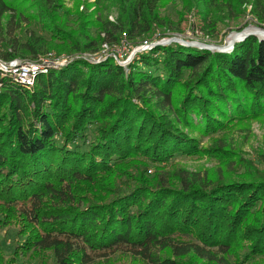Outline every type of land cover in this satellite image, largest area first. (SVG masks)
Returning a JSON list of instances; mask_svg holds the SVG:
<instances>
[{
  "label": "trees",
  "instance_id": "obj_1",
  "mask_svg": "<svg viewBox=\"0 0 264 264\" xmlns=\"http://www.w3.org/2000/svg\"><path fill=\"white\" fill-rule=\"evenodd\" d=\"M21 1L0 0V29L4 19L12 32L34 23L48 39L9 40L7 60L144 38L166 26L159 10L174 0H95L96 11L116 8L114 21L67 9L70 0H32L31 12ZM183 1L204 22L243 3ZM137 57L126 70L110 59L72 61L37 75L30 90L0 80V230L16 227L17 249L49 257L38 264H109L114 254L143 264L264 260V180L226 183L170 163L230 162L221 141L201 148L192 134L264 117V39L248 36L229 53L174 43Z\"/></svg>",
  "mask_w": 264,
  "mask_h": 264
},
{
  "label": "rangeland",
  "instance_id": "obj_2",
  "mask_svg": "<svg viewBox=\"0 0 264 264\" xmlns=\"http://www.w3.org/2000/svg\"><path fill=\"white\" fill-rule=\"evenodd\" d=\"M25 1L26 0L20 2V9L25 12H31L29 11L30 8L28 5L32 0H29L26 5ZM242 1L243 3L238 6L237 11L231 10L227 12L226 10H217L211 12L206 18V22L202 19L201 8L195 6L194 2L184 3L183 0H174L173 2L165 1L159 10V15L168 21L166 26L161 28L155 27L149 36L140 39L130 40L124 35L119 36V40L115 44L121 45V43L125 41L124 44H127L126 50H128L124 53V56L118 60V65L126 70L134 59L136 60L138 58L137 56L144 53L146 54L150 49L160 46L165 40L172 38L192 44L199 43L208 47L223 48L228 46L229 42L232 41L237 34L245 35L248 33L264 32V7H262L264 0ZM255 1H257L256 8L253 6ZM76 4H78V10L85 15L89 13L94 14L97 9L95 0H70L65 2V7L71 9L76 7ZM100 13L107 16L109 21H114L117 16V11L114 7H109V10L96 11V15ZM94 17L95 15L93 18ZM261 18L263 20H261ZM4 20L0 29V61H42L48 57V54L52 53L55 57L75 58L73 61L82 60L92 65L99 64L87 62V60H83V58L86 59L88 55H95L98 53L101 45L96 52H72L58 55L51 50L46 53H41L35 58L27 56L17 57L11 60L4 59L2 55L5 52L11 51L10 47L7 45L8 41L11 39H15L19 43L26 42L30 35L48 39L40 27L34 23L27 25L26 22H22L17 25V30L12 32L10 28L15 26L14 22L6 26ZM7 32L12 33L10 39H8V35L6 36ZM239 41L240 40H237L235 43ZM135 50H137V52L133 53ZM107 59L117 64L115 59ZM104 61L106 60L101 62ZM148 72H151V70H148ZM187 75L188 73L185 72L182 81L187 78ZM230 129L231 130L226 132H218L206 136L192 134L193 137L198 139L201 148L210 147L213 145L212 143H214V141L218 140L225 145L227 151L234 153L233 155L224 154L227 155L226 158L230 161L226 166H223L216 159L206 156L203 158H190L176 155L170 160V163L173 167L183 168L190 173L199 174L203 178L207 176L209 178L222 180L226 183L230 181H241V179H245L244 177L246 175H249L253 180H264V117L259 120L237 124ZM80 144L81 142H76L72 147L81 146ZM238 166L240 168H238ZM168 168L172 169L171 166H168ZM152 171L153 169L150 168L148 173ZM23 239L24 237L18 235L17 228L14 226L3 227L0 230V264H38L49 258L46 256L41 257L40 255H38V257L35 253L17 249V244H20ZM242 253L239 255L240 262L243 260L244 256ZM109 260V264H143L129 256H121L119 254L112 255ZM254 261H257V264H264V260H260L259 257L251 261H245L242 264H252Z\"/></svg>",
  "mask_w": 264,
  "mask_h": 264
},
{
  "label": "built area",
  "instance_id": "obj_3",
  "mask_svg": "<svg viewBox=\"0 0 264 264\" xmlns=\"http://www.w3.org/2000/svg\"><path fill=\"white\" fill-rule=\"evenodd\" d=\"M124 42L125 41H123L121 45L103 43L98 53L95 55H88V57L86 59L83 58V60H87V62L90 63H100L107 58H113L118 64V60H120L128 50H126L127 44H124ZM47 56L48 57L42 61H0V80L10 79L12 82L30 90L34 85L37 75L47 74L52 70H59L75 60V58L55 57L52 53Z\"/></svg>",
  "mask_w": 264,
  "mask_h": 264
},
{
  "label": "water",
  "instance_id": "obj_4",
  "mask_svg": "<svg viewBox=\"0 0 264 264\" xmlns=\"http://www.w3.org/2000/svg\"><path fill=\"white\" fill-rule=\"evenodd\" d=\"M251 35H258L260 38L264 39V32H256V33H248V34H245V35H241V34H237L234 39L232 41L229 42L228 46L226 47H223V48H220V47H208V46H205L203 44H199V43H187V42H183L181 40H177V39H168V40H165L161 45H169L171 43H178V44H181L182 46H186V47H190V46H194L198 49H206V50H210V51H217V52H221V53H229L232 51L233 47H234V43L235 41L237 40H240L242 41L243 39L247 38L248 36H251ZM137 52V50L134 51V53Z\"/></svg>",
  "mask_w": 264,
  "mask_h": 264
}]
</instances>
